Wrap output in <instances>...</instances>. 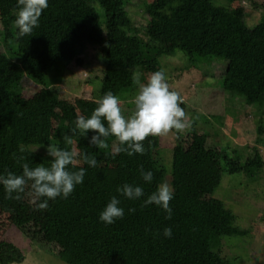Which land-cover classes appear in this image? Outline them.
I'll return each instance as SVG.
<instances>
[{
    "label": "trees",
    "instance_id": "obj_1",
    "mask_svg": "<svg viewBox=\"0 0 264 264\" xmlns=\"http://www.w3.org/2000/svg\"><path fill=\"white\" fill-rule=\"evenodd\" d=\"M215 1L155 0L145 29L163 31L172 44L171 50L182 52L191 68L196 66L192 59L203 63L224 62L222 87L234 90L245 102H253L264 94V15L255 26L249 27L243 7H233L244 0H225L226 6H218ZM129 3V0H48L39 27L31 36L18 37L13 23L16 0H0V173H6L7 167L14 163L26 162L30 167L50 163L41 150L48 145L49 118L57 106L66 116L69 135L76 139L78 149L95 156L97 164L113 168L112 174L86 168L84 182L67 199L54 200L60 212L53 223L61 229L62 241L54 245L59 259L66 264H109L110 261L231 264L220 256L219 248L223 237L243 233L234 226V214L220 200L195 193L194 188L191 195L174 193L169 202L171 219H165L166 214L155 205L143 207V200L165 177L166 169L155 155L159 138L145 139L144 155L101 152L88 143L92 131L85 137L71 131L76 118L62 105L54 87L56 82L49 76L50 72L69 64L78 47L88 44L97 47L102 55L104 69L99 98L111 91L120 101L132 99L134 94L129 91L136 88H132L133 77L138 72L151 74L160 70L159 58L167 53L147 56L145 40L138 35L140 29L128 16ZM145 33L148 38L147 30ZM24 80L40 87L39 91L24 96ZM95 107L90 106L85 115L89 116ZM261 140L258 138L257 142ZM190 141L195 147L190 150L191 155L204 154L207 158L209 154L213 160L233 163L231 174L244 173L256 179L264 167L256 147L248 148L245 159L241 157L238 161L226 152L207 150L194 136H190ZM141 168L152 171L151 183L142 180ZM125 183L141 186L144 197L128 200L118 196L125 215L105 225L98 220L99 213L112 196H117V187ZM201 190L205 194L204 188ZM130 208L135 211L129 213ZM16 216L11 218L12 222L23 228L25 219ZM165 227L172 230L170 238L163 236ZM27 235L49 245L54 241L46 233L41 235V231ZM21 261L22 255L15 246L0 241V264Z\"/></svg>",
    "mask_w": 264,
    "mask_h": 264
},
{
    "label": "rangeland",
    "instance_id": "obj_2",
    "mask_svg": "<svg viewBox=\"0 0 264 264\" xmlns=\"http://www.w3.org/2000/svg\"><path fill=\"white\" fill-rule=\"evenodd\" d=\"M129 1L128 16L140 29L138 35L145 40L147 56L151 58L162 52L167 53V56H160L159 68L165 72L170 89L180 95L183 101L181 107L187 117L185 122L189 124L184 130H171L157 136L159 148L155 155L166 169L163 183L171 184L174 193L191 195L194 188L195 193L220 200L234 214V226L243 231L242 235L222 238L220 256L231 264H264V167L256 179H250L244 173L231 174L233 163L226 160H213L209 154H206L207 158L204 154H190V150L195 148L191 146L190 136H194L207 150L226 152L231 159L238 161L241 157L245 159L248 148L256 147L264 163V142L261 140L264 141V121L261 120H264V94L253 102H245L234 90L223 88L224 62L213 60L203 63L192 59L196 66L191 68L182 52L171 50L172 44H169L163 31L145 29L155 0ZM215 4L226 6V1L216 0ZM238 6L243 7L244 20L249 27L255 26L264 15V0H244L233 4V7ZM101 58L97 47L86 44L85 47H78L77 54L69 64L49 74L56 82L54 87L59 92V100L72 111L75 118L86 116L88 108L96 105L99 99L104 69ZM140 74L142 80L150 75L144 72ZM22 85L26 97L40 89L28 80H24ZM135 91L136 88L131 89L129 94L133 95ZM131 101H121L124 115L130 114L133 107ZM52 111L48 145L41 150L43 156L49 157L47 148L53 147L82 152L77 147L76 139L69 135L66 116L57 106ZM203 134H206L205 138ZM66 137L72 139L71 144L67 143ZM258 138L261 140L259 143ZM106 143L108 147L99 148L100 151L113 152L114 138L109 137ZM82 166L107 174L113 172L111 166L104 164H97L95 168ZM6 170V173L22 172L19 163L9 165ZM31 199L27 188L19 201L8 199L0 186V241L11 243L22 255L21 262L12 264H66L56 256L57 247L54 246L62 241L59 234L61 229L58 224L53 225L60 214L55 201L50 200L45 210H36ZM15 214L18 219H25L23 228H18L12 222ZM33 231H41V235L46 233L54 241L49 245L37 238L30 239L27 232ZM109 264L121 263L110 261Z\"/></svg>",
    "mask_w": 264,
    "mask_h": 264
},
{
    "label": "clouds",
    "instance_id": "obj_3",
    "mask_svg": "<svg viewBox=\"0 0 264 264\" xmlns=\"http://www.w3.org/2000/svg\"><path fill=\"white\" fill-rule=\"evenodd\" d=\"M48 7V0H16L15 19L13 21L18 37L31 36L33 30L39 27L42 12ZM136 91L132 97V110L124 115L121 101L111 91L106 92L96 100V107L89 116H78L74 122L72 132H78L80 137L87 136L89 131L94 134L88 143L95 148H107L109 137L114 138L113 154L121 152L128 156L144 155V141L149 136L167 134L171 130L181 131L186 129V113L181 107L183 103L180 95L170 89L163 70H157L148 75L144 80L138 72L133 77ZM67 143L72 139L66 137ZM50 163H43L30 167L28 163L21 165L22 172L0 173V186L3 187L8 199L19 201L26 188L29 189L31 203L36 210L48 208V202L56 198L67 199L77 185L84 182L86 168L97 167L95 156L76 150H65L58 147L47 148ZM77 170H70L76 168ZM140 175L145 183L153 180L152 171L140 170ZM117 196H112L98 216V220L105 225H111L125 215V210L120 206L118 196L128 200H138L144 197V189L139 185L125 183L116 189ZM174 198V189L169 183H160L156 190L143 200V207L155 205L171 219L172 209L170 201ZM129 213L135 209H128ZM172 230L163 229V236L170 238Z\"/></svg>",
    "mask_w": 264,
    "mask_h": 264
}]
</instances>
